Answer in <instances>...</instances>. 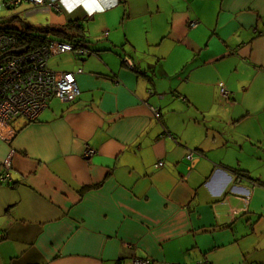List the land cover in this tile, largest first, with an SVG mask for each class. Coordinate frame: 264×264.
Returning a JSON list of instances; mask_svg holds the SVG:
<instances>
[{"label":"crops","instance_id":"crops-1","mask_svg":"<svg viewBox=\"0 0 264 264\" xmlns=\"http://www.w3.org/2000/svg\"><path fill=\"white\" fill-rule=\"evenodd\" d=\"M57 7L0 10L82 27L92 52L48 62L83 70L74 102L0 138V264H264V0Z\"/></svg>","mask_w":264,"mask_h":264},{"label":"built area","instance_id":"built-area-1","mask_svg":"<svg viewBox=\"0 0 264 264\" xmlns=\"http://www.w3.org/2000/svg\"><path fill=\"white\" fill-rule=\"evenodd\" d=\"M64 0H0V10L21 6L29 2L36 6H49L58 9V3ZM198 22H192L191 27ZM0 29V138L10 141L15 135L14 121L25 119L28 122H36L40 114L48 107L54 98L65 103H71L79 95L76 82L77 72H54L48 62L51 57L72 53L76 60L82 61L89 58L92 52L83 43L64 42L53 40L40 48L31 49L28 46L26 53L17 55L13 53L26 47L21 46L19 35L15 32ZM11 29V28H9ZM106 35V34H105ZM222 95L229 97L230 93L222 89ZM156 119L161 118L158 109L153 110ZM94 150L87 148L86 157H91ZM196 153H189L186 159L194 161ZM163 162L157 164V168L163 167ZM11 160H6L0 166V179L10 183ZM130 264H152L149 259L133 258Z\"/></svg>","mask_w":264,"mask_h":264},{"label":"trees","instance_id":"trees-1","mask_svg":"<svg viewBox=\"0 0 264 264\" xmlns=\"http://www.w3.org/2000/svg\"><path fill=\"white\" fill-rule=\"evenodd\" d=\"M1 29V27H0ZM11 32L17 33L19 37V42L21 46L33 48H40L43 45H46L50 41H74L76 43H83L86 46L87 41L83 32V28L80 27H67L65 29H57L50 27H38L24 24L19 28H6ZM87 47V46H86ZM238 174H241L238 172Z\"/></svg>","mask_w":264,"mask_h":264},{"label":"rangeland","instance_id":"rangeland-1","mask_svg":"<svg viewBox=\"0 0 264 264\" xmlns=\"http://www.w3.org/2000/svg\"><path fill=\"white\" fill-rule=\"evenodd\" d=\"M15 11H2L0 16L1 17H12L15 16ZM31 21V20H30ZM34 24H36L34 22ZM49 64L54 65V66H59V67H64V68H68V67H72L73 63L72 60L69 56H53L50 58Z\"/></svg>","mask_w":264,"mask_h":264},{"label":"water","instance_id":"water-1","mask_svg":"<svg viewBox=\"0 0 264 264\" xmlns=\"http://www.w3.org/2000/svg\"><path fill=\"white\" fill-rule=\"evenodd\" d=\"M28 47L24 48V49H21V50H16L14 51L13 53L17 54V55H20V54H23V53H26L28 51Z\"/></svg>","mask_w":264,"mask_h":264}]
</instances>
